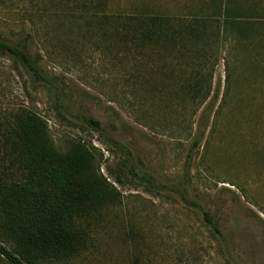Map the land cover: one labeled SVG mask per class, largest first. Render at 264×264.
<instances>
[{"label":"rangeland","instance_id":"1","mask_svg":"<svg viewBox=\"0 0 264 264\" xmlns=\"http://www.w3.org/2000/svg\"><path fill=\"white\" fill-rule=\"evenodd\" d=\"M206 2L109 0L108 11L187 18ZM232 2L264 13V0ZM60 7L49 0H0V34L11 42L33 34L31 54L41 56L50 89L62 100L56 109L49 88L0 56V128L27 110L46 121L59 152L74 141L93 146L101 173L123 202L93 224L82 253L50 264H264V20L247 40H217L204 49V73L214 67L212 93L191 108L180 90L186 56L170 50L160 56L156 49L142 65L138 50H126L119 38L63 16L49 20ZM110 140L131 149L161 189L149 191L120 173L122 156ZM0 166L2 176L9 162L1 151ZM0 242L14 251L6 236ZM0 264L9 263L0 256Z\"/></svg>","mask_w":264,"mask_h":264},{"label":"trees","instance_id":"2","mask_svg":"<svg viewBox=\"0 0 264 264\" xmlns=\"http://www.w3.org/2000/svg\"><path fill=\"white\" fill-rule=\"evenodd\" d=\"M49 1L61 4L60 9H51L49 20L63 16L97 28L100 35L119 38L126 50H138L142 65L151 61L150 52L156 49L160 56L167 50L186 56L188 72L180 90L191 108H198V103L206 102L212 93L214 67L204 73L209 62L204 49L217 40H247L255 23L264 20V13L244 9L232 0H209L187 18L157 15L147 9L114 14L108 11L109 0ZM32 38L30 33L11 42L0 34V56L13 59L34 83L53 92L50 88L54 85L40 66L41 56L31 54ZM53 93L58 109L62 100L57 91ZM85 121L102 131L100 122L90 117ZM110 141L122 156L120 173L126 171L149 191L161 189L156 178L143 169V163L136 161L131 149ZM193 144L198 146V141ZM0 151L9 162L0 176V234L14 247L12 251L0 242V256L9 264H50L78 256L87 248L93 224L123 202L115 184L101 173L97 150L83 141H74L68 150L59 152L46 121L35 112L21 110L14 115L12 124L0 128ZM192 158L189 155L186 181ZM115 182L122 184L118 177ZM202 213L206 223L219 232L210 213Z\"/></svg>","mask_w":264,"mask_h":264},{"label":"crops","instance_id":"3","mask_svg":"<svg viewBox=\"0 0 264 264\" xmlns=\"http://www.w3.org/2000/svg\"><path fill=\"white\" fill-rule=\"evenodd\" d=\"M233 3V2H232ZM234 4V3H233Z\"/></svg>","mask_w":264,"mask_h":264}]
</instances>
